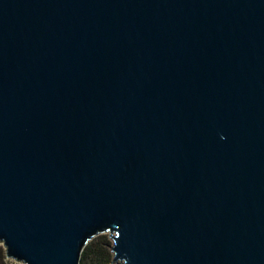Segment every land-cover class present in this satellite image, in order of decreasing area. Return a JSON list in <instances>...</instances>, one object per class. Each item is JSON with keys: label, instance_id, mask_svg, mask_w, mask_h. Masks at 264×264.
<instances>
[{"label": "water", "instance_id": "water-1", "mask_svg": "<svg viewBox=\"0 0 264 264\" xmlns=\"http://www.w3.org/2000/svg\"><path fill=\"white\" fill-rule=\"evenodd\" d=\"M264 264V0H0V244L80 264Z\"/></svg>", "mask_w": 264, "mask_h": 264}, {"label": "trees", "instance_id": "trees-1", "mask_svg": "<svg viewBox=\"0 0 264 264\" xmlns=\"http://www.w3.org/2000/svg\"><path fill=\"white\" fill-rule=\"evenodd\" d=\"M113 240L103 233L92 239L84 248L80 264H118L114 262ZM0 264H24L7 257L6 248L0 244Z\"/></svg>", "mask_w": 264, "mask_h": 264}]
</instances>
